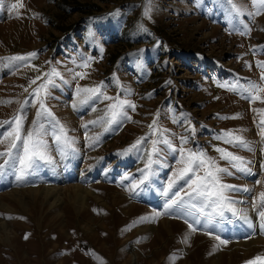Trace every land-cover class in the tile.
I'll return each mask as SVG.
<instances>
[{"label":"rangeland","instance_id":"rangeland-1","mask_svg":"<svg viewBox=\"0 0 264 264\" xmlns=\"http://www.w3.org/2000/svg\"><path fill=\"white\" fill-rule=\"evenodd\" d=\"M232 2L238 14L228 0H0V101H12L0 103V121L12 117L26 97L33 99L24 90L31 79L56 68L63 79L54 78L44 102L72 140L71 148L62 149L46 135L49 160L38 162L23 180L7 167L0 172V264H244L264 256V206L256 203L264 192L262 113L252 111L264 109V92L250 103L221 86L253 80L264 87V69L257 66L264 61V10L249 16L251 0ZM120 45L124 51L113 57L111 51ZM28 53L36 55L11 59ZM85 60L90 66L79 67ZM205 60L213 72L206 70ZM75 72L86 75L74 78ZM101 82L105 95L136 106L125 109L130 120L88 123L114 101L80 104L76 89ZM36 109L32 103L25 106V131ZM158 111V126L169 130L166 135L176 146L180 136H188L185 147L204 149L233 172L221 174V180L241 189L227 193L237 201L239 219L226 212L227 223L211 226L166 212L162 189L177 166L166 151L161 155L167 166H154L155 174L133 189L141 179L143 153L125 150L148 133ZM181 114L194 132L185 131L186 123H174ZM222 130L242 136L251 150L214 139ZM4 147L0 144V151ZM216 147L243 157L250 172L232 169ZM73 187L82 196L81 208ZM182 187L179 182L173 191ZM45 188L58 190L31 191Z\"/></svg>","mask_w":264,"mask_h":264},{"label":"snow or ice","instance_id":"snow-or-ice-1","mask_svg":"<svg viewBox=\"0 0 264 264\" xmlns=\"http://www.w3.org/2000/svg\"><path fill=\"white\" fill-rule=\"evenodd\" d=\"M228 2L231 6L230 10L234 12V15L238 14L240 9L236 7L232 0H228ZM251 2L253 11L248 12L247 15L255 16L261 10H264V0H251ZM257 3L261 5L260 8H257ZM17 6L14 3L12 8L15 9ZM19 6L22 7L23 5ZM149 11L150 9L146 7L144 15L148 16ZM242 27L244 32L249 30L246 24L242 25ZM34 55L36 53H28L27 56L19 55L11 59L25 61L28 57ZM89 66L87 60L79 65L82 68ZM257 66L264 69V61L257 62ZM68 71L71 72L72 70L69 69ZM85 75L86 73L84 72H75L74 78H83ZM54 78L63 79L62 74L56 68H51L49 72L42 73L34 79H31L29 81L31 91H29V88H25L24 90L33 99L29 101L28 97H26L12 117L8 120L0 121V144L5 145L4 149L0 151V159H3V163H0V172H3L6 167L10 170H15L18 173L16 175L18 181L23 180L26 175L31 174L38 165V162H46L49 160L47 155L48 142L44 139L46 135H53L54 143L60 145L62 149L71 148L72 146V140L67 136L63 125L55 119L44 102L45 96L48 95V86L55 84ZM260 80L264 82V71L261 72ZM37 81H40V83L37 84ZM32 85L36 86L32 87ZM221 86L237 92L243 98L249 100L250 103L254 100H260L261 96L257 93L264 92V87H260L253 80H248L246 84H241L237 80L236 82H229ZM102 87L103 82L93 87L77 86V97H82L78 100L80 104H87L89 101L95 103L100 99L114 101L106 106L103 116L88 123L96 124L105 122L111 126L125 119L130 120L131 117L128 116L125 109L131 108L134 110L136 106L126 99H120L119 96L109 97L105 95L102 92ZM11 102V100L0 101V103ZM29 103L37 106L36 118L33 119L32 126L25 131V114L23 110ZM93 111H96V109H93ZM252 111L254 113H262L259 121L261 131L258 134L264 138V109H252ZM158 117L159 111L154 116L152 123L148 125V133L139 137L125 150V153H143L142 159L144 166L142 169H138L141 173V179L139 183L133 184V189L138 188L140 184L145 183L149 180L150 176L155 174L157 168L154 166H167L161 155L166 151L167 154L176 160L177 165L172 169V175L169 177L167 186L162 189L163 194L168 197L164 204L166 212L171 209L180 215H191L194 217L193 222L195 224L219 222L217 218H223L226 212L234 216H240L241 210L234 206L237 201H233L227 193L241 189L236 185L223 183L221 180V174L233 175V172L229 171L227 167H221L204 149L196 148L193 150L192 148L185 147L189 140L188 136H180V145L176 146L172 139L166 135L169 130L158 126ZM174 123H186L187 127L185 131L194 132V129L191 127V121L183 116V114L174 120ZM83 127H87V125H83ZM49 129H52L53 132H49ZM153 136L156 138L151 139V146L146 147L147 141ZM214 139L223 140L227 144L251 150L249 143L242 136L236 135L233 130H222L221 134L215 136ZM159 145H163L164 147L161 148ZM215 151L220 154L219 158L227 161L232 169L242 173L250 172V169L247 167L248 162L243 157L220 147H216ZM179 182H183L186 187L180 188L179 191H173ZM242 190L245 192L249 191L247 188ZM256 203L264 206V192L258 194ZM159 214L157 213L156 215ZM260 216L264 218V212H260ZM188 227L189 229L195 230L193 223H189ZM208 234L211 235V232ZM216 239L222 244L227 243L225 240H220L218 236ZM244 264H264V256L257 255L253 259L244 262Z\"/></svg>","mask_w":264,"mask_h":264},{"label":"bare ground","instance_id":"bare-ground-1","mask_svg":"<svg viewBox=\"0 0 264 264\" xmlns=\"http://www.w3.org/2000/svg\"><path fill=\"white\" fill-rule=\"evenodd\" d=\"M80 187V186H79ZM57 190L58 189H56V188H53V189H50V188H45V189H43V190H39V189H37V190H31V191H34V192H36L37 193V191L39 192H41V191H45V193L46 194H54V193H56L57 192ZM81 191V190H80ZM71 192L73 193V196H74V198L73 199H75V201H76V203L78 202V203H80V208L82 207V205H83V200H82V196H81V194H80V192H79V189L77 188V187H73L72 189H71ZM44 193V194H45ZM82 193H84V191L82 192ZM83 195V194H82ZM84 196H85V194H84ZM83 196V197H84ZM51 198V197H50ZM58 200H57V198H54L53 199V205L55 206V204H56V202H57ZM155 201V200H154ZM76 203H74L75 205H76ZM77 206V205H76ZM79 208V209H80ZM243 220V219H242ZM250 222V221H249ZM249 222H247V223H249ZM248 225V224H247ZM246 225V226H247ZM89 227V226H88ZM87 227V228H88Z\"/></svg>","mask_w":264,"mask_h":264},{"label":"trees","instance_id":"trees-1","mask_svg":"<svg viewBox=\"0 0 264 264\" xmlns=\"http://www.w3.org/2000/svg\"><path fill=\"white\" fill-rule=\"evenodd\" d=\"M85 6H83L82 5V7H80V9H82L83 11H89L90 10V7L88 6V8H84ZM124 49H125V46H122V45H120V46H117L114 50H112L111 52V55L114 57V56H117V55H119L120 53H122L123 51H124Z\"/></svg>","mask_w":264,"mask_h":264},{"label":"crops","instance_id":"crops-1","mask_svg":"<svg viewBox=\"0 0 264 264\" xmlns=\"http://www.w3.org/2000/svg\"><path fill=\"white\" fill-rule=\"evenodd\" d=\"M207 10H210L211 6L210 5H206Z\"/></svg>","mask_w":264,"mask_h":264}]
</instances>
